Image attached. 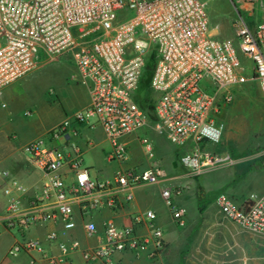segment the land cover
Here are the masks:
<instances>
[{
  "label": "built area",
  "instance_id": "1",
  "mask_svg": "<svg viewBox=\"0 0 264 264\" xmlns=\"http://www.w3.org/2000/svg\"><path fill=\"white\" fill-rule=\"evenodd\" d=\"M229 1L234 14L233 39L210 34L202 0H0V95L6 86L29 74L40 57L55 60L68 54L76 70L71 81L83 86L88 96L87 106L73 113L71 121L90 129L101 128L111 146L110 161L123 164L127 157L124 139L150 123L155 133L173 145L192 144V150L180 158L183 166L199 170L230 164V156L201 151L200 145H218L222 140L225 126L217 117L233 100L232 86L245 79L241 57L251 64L252 78L264 96V0ZM151 53L156 61L148 87L155 98L141 106L136 92ZM67 128L64 122L49 136H63ZM141 144L152 158L150 142L143 138ZM26 151L44 175L41 193L31 205L51 201L52 211L45 210L41 216L23 215L9 221V228L58 220L65 234L75 227V197L82 198L87 209H95L99 202L88 198L115 186L127 190L129 204L134 187L157 184L163 177L161 168L153 166L117 170L111 182H98L82 166L78 146L70 145V151L64 153L58 148L43 150L40 143L31 142ZM66 166L74 179L73 191L61 174ZM1 176L10 182V188L2 190L4 195H10L12 189L23 190L7 172H1ZM180 194V189L171 186L160 191L172 222L182 227L186 210L174 202ZM115 204L113 194L103 205L114 208ZM215 204L227 220L264 236V192L249 195L241 204L219 194ZM10 209H14L12 202ZM154 221L155 214L146 211L135 215L131 226H107L103 241L81 252L83 260L112 264V255L123 251L135 258L147 253L150 260H156L165 242ZM140 224L147 227L145 236L134 231L133 226ZM85 229L89 235L96 233L93 223H87ZM47 241L56 246L57 255L46 253L35 240L13 245L8 254L36 250L49 264H61L70 253L79 251L76 240L58 241L54 231L47 235Z\"/></svg>",
  "mask_w": 264,
  "mask_h": 264
},
{
  "label": "crops",
  "instance_id": "2",
  "mask_svg": "<svg viewBox=\"0 0 264 264\" xmlns=\"http://www.w3.org/2000/svg\"><path fill=\"white\" fill-rule=\"evenodd\" d=\"M243 59L245 58H240L241 63ZM11 89L5 87L2 90V106L3 100L19 103L17 95H13L14 91ZM87 104L86 93L84 107ZM64 122L68 124L66 134L60 137L49 136L54 127ZM33 128L36 129L34 122L23 121L14 111L6 114L0 112V264H49L44 255L36 250H25L13 256L8 252L15 244L35 240L41 243L46 253L57 255L56 246L47 241V235L53 231L58 233V241L76 240L79 244V251L70 253L61 264H90L83 260L81 252L102 242L107 226H131L132 218L146 211L155 214L154 225L163 232L165 248L161 256L150 260L147 253L135 258L131 252L123 251L112 255V264H264V236L249 232L227 220L215 204V198L219 194L226 195L237 204H241L251 194H262L264 178L256 174L259 167H248L256 162L262 165V159L234 158L230 154H222L221 156H230L232 163L213 168L218 189L212 198L208 199L205 198L208 192L204 189L205 184L202 182L203 186L200 182L197 184L191 181L190 175L193 172L189 174L188 169L180 162L182 155L192 150V144L188 142L183 146H175L164 136L155 133L150 123L124 139L127 157L123 164L109 160L111 146L99 126L90 129L86 124H73L70 116L47 129L42 137L29 136ZM143 138L152 146V158L147 156L141 144ZM31 142L40 143L43 150L58 148L64 153L70 151V145L78 146L82 151V166L84 165L90 178L98 182H111L117 170H145L153 166L161 168L163 177L157 184H141L134 187L131 190L133 200L129 204L126 201L127 190L115 186H109L88 198L99 202V207L95 209H87L86 202L80 197H75L72 202L75 227L65 234H62V226L58 220H48L28 227L16 224L9 228V221L15 222L23 215L41 216L45 210L52 211L51 201L42 205H31L34 197L41 193L44 182L43 172L34 165L26 151ZM208 146L215 145L202 143L200 150L204 151ZM87 158L89 163L85 164ZM1 172H7L23 190L12 189L10 195H4L2 190L10 188V182L1 176ZM61 174L66 186L73 191L74 179L69 167L62 168ZM165 186L181 190L174 202L186 210L185 224L182 227L172 222L163 204L160 191ZM113 194L115 207L103 205L107 197ZM10 202L14 204V209H10ZM87 223L96 226L95 234L87 233ZM133 228L138 236L148 233L143 224L134 225Z\"/></svg>",
  "mask_w": 264,
  "mask_h": 264
},
{
  "label": "rangeland",
  "instance_id": "3",
  "mask_svg": "<svg viewBox=\"0 0 264 264\" xmlns=\"http://www.w3.org/2000/svg\"><path fill=\"white\" fill-rule=\"evenodd\" d=\"M202 1L205 2L209 17L210 34L220 39H233L231 25L233 9L230 2L228 0ZM242 66V75L245 79L232 86L233 100L217 117V120L225 126L222 140L218 145L206 147L204 152L216 156L230 154L234 158L262 159V165L256 162L248 167L253 169L259 167L256 174L264 178V96L258 83L252 78L249 61L243 59ZM75 73V67L68 54L55 60L40 57L37 66L29 74L6 86V88H12L13 95H17L19 103L3 100L4 105L0 103V112L6 114L14 111L15 115L19 114L23 121L34 122L36 129L33 128L28 135L42 137L45 131L58 121L84 108L86 91L83 86L71 81V76ZM146 88L147 83L142 86L141 93L151 102L155 98V93L146 92ZM25 113L29 114L25 115ZM86 163H89L88 158L85 159ZM186 168L189 174L193 172L190 175L191 181L205 184V186L202 184L204 189L208 190L205 198H212L218 189V181L215 180L213 172L214 167L207 168L205 171H203L205 168L199 170Z\"/></svg>",
  "mask_w": 264,
  "mask_h": 264
},
{
  "label": "trees",
  "instance_id": "4",
  "mask_svg": "<svg viewBox=\"0 0 264 264\" xmlns=\"http://www.w3.org/2000/svg\"><path fill=\"white\" fill-rule=\"evenodd\" d=\"M155 61H156V56H155L154 53H151L148 56L147 63H146V67H145V71H144V75H143V77L141 79V82L139 84L138 90L136 92V101L141 106H145L146 104H151L150 101H149V98L146 95H142L141 88H142V86L144 84L147 83V88H146L147 90H146V92L150 91V89L148 87V81H149L150 74H151V72L153 70ZM149 107L152 108L151 105H149Z\"/></svg>",
  "mask_w": 264,
  "mask_h": 264
}]
</instances>
